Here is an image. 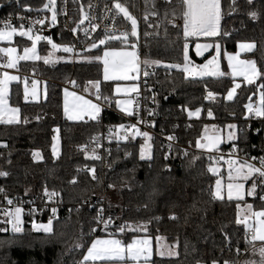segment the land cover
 Segmentation results:
<instances>
[{"label": "trees", "instance_id": "obj_1", "mask_svg": "<svg viewBox=\"0 0 264 264\" xmlns=\"http://www.w3.org/2000/svg\"><path fill=\"white\" fill-rule=\"evenodd\" d=\"M45 2L0 0V13L16 12L27 5L40 9ZM122 4L140 20L138 41L130 36L126 43L120 39L108 40L99 48H92L93 42H90L88 49L81 52L82 58L75 62L50 64L39 60L19 64L22 71L35 70L47 79V95L40 102H26L21 81L11 88L10 101L20 108L22 122L11 125L0 123V145H7L0 146V171L9 173L7 177H0V188L5 190L0 193V199L36 196L47 188L60 193L65 204L72 205L73 209L70 212L61 211L53 222L51 234L32 228L34 221L47 222L48 214L27 217L23 233L0 231V264H76L97 238L121 236L123 242H128L137 235L153 239L163 237L173 246L178 243L179 257L156 256L152 264H212L213 260L218 264H224V261L244 264L249 260L259 264L258 249L261 246L255 241L248 242L251 238L246 227L237 221L241 203H250L255 209L264 207V200L260 198V194L264 193L260 181L256 180L258 187L254 196L247 195L243 200H229L226 196L217 199L214 197L217 175L209 171L213 165L212 152L191 150L186 151L185 156L182 149V145H191L195 149L198 138L209 124L224 126L236 123V141L223 144L220 149L236 145L240 153L264 157V119L246 117L245 106L254 97L255 84L242 83L234 99L229 101L226 94L234 85L231 76L186 78L185 73L177 69L146 65L155 71L148 77V86L158 91V106L150 115L153 122L150 127L157 134L175 137L176 144L171 145L170 151L156 136L152 140V159L141 160L139 152L144 138L114 141L110 167L91 160L86 152L80 150V146L125 120L111 111L102 110L100 120L70 121L63 107V84L75 82L74 87L83 91L90 81H100L101 100L109 104L115 98L117 81L104 80L103 64L95 59L103 54L104 49L137 43L144 59L159 60L162 64H182V48L189 41H192L191 58L198 62L210 58L214 48L203 57H198L194 51L196 42L220 44L222 70L226 73L229 69L224 54L236 52L239 42H255L256 48L244 57L255 61L262 73L258 83H264V0H253L251 4L248 0H236L234 6L232 0H221L220 34L187 38V41L182 34L180 0H172L170 4H166L165 0H122ZM173 10L176 12L174 22H178L175 27L169 22L173 21ZM165 11L168 12L167 19ZM253 11L258 13V19L249 15ZM152 12L158 14L151 15ZM145 14H148L147 21L144 20ZM157 32L159 35H156ZM54 40L61 45L72 42L71 35L66 32L62 38L55 37ZM13 44L22 49L30 41L17 37ZM50 49L49 43L40 44L41 54H47ZM207 89L215 94L214 100L206 99ZM198 108L201 109L200 117L190 118L187 111ZM209 110L211 117L207 115ZM143 114L144 110L134 117ZM25 119L28 123H23ZM55 129H59L61 141L58 156L52 152ZM35 151L42 153V159H34L32 153ZM91 164L95 165L96 179H92L91 172L81 169ZM224 171L226 168H222ZM73 180L75 183H72ZM251 184L252 180L247 183L248 189ZM105 190L118 194L120 198L116 205L110 197L107 202L99 203L104 205L105 217L110 216L114 220L108 230L102 224L97 226L93 219L99 209L95 202ZM78 203L82 205L75 209ZM172 216L177 219H170ZM140 223L147 225V231L142 228L119 231V226L124 224L138 226ZM77 241L83 246L74 247Z\"/></svg>", "mask_w": 264, "mask_h": 264}, {"label": "snow or ice", "instance_id": "obj_2", "mask_svg": "<svg viewBox=\"0 0 264 264\" xmlns=\"http://www.w3.org/2000/svg\"><path fill=\"white\" fill-rule=\"evenodd\" d=\"M172 0H165L166 4H170ZM253 0H248V3L251 4ZM56 0H49V3L46 4L44 7L45 9L51 11V22L53 24L56 23L57 20V13L55 8ZM180 4L182 5V9L180 12V17L183 19L182 25V34L187 41L189 37H215L220 34V25L222 19V6L221 0H180ZM236 4V0H232V6ZM114 8L118 14H123V16L130 21L131 24V31L130 32H123L119 37L116 36H107L106 39H101L99 44L104 45L106 44L107 40L111 39H120L122 43H126L129 37L139 39L138 33V20L137 18L131 14L129 9L124 6L123 4L117 2L114 3ZM28 11H32V9H27ZM158 13L152 12L151 15H157ZM251 18L258 19V13L253 11L249 13ZM173 21L170 23L174 24V20L176 18V12L173 10L172 12ZM168 17V12L165 11V19ZM23 20V17L19 18ZM85 19H87V14H85ZM144 20H148V14H145ZM83 20L80 21L83 24ZM42 24V20H38L33 22ZM98 27V26H94ZM149 27H152L149 24ZM167 34V29H165V35ZM19 35L20 37H27L29 40L33 41V45L30 48H25L23 50V55H16V48L14 47H5L0 48V52L6 55L9 59L8 62L4 65H0L5 68H15L17 63L20 60H30L41 59L40 56L36 53V46L35 42L40 40H47L49 44L52 45L54 50L59 49L60 46L52 43L50 37H42L40 35L33 36V29L30 27L28 30H24L23 24L20 25V29L18 30L16 27L12 26L11 23H5L2 28H0V41H8L11 42L12 37ZM145 35H150L149 33H145ZM156 35H159L157 32ZM98 45L96 43L92 44V48H96ZM130 47L133 49L132 51H117V50H110L104 51L103 57H95L96 60H102L104 65V80H113V81H121V80H135L139 73V64L141 61L139 60L138 52L136 50L137 45L131 44ZM212 47L210 44H199L195 45L196 55H202L204 51ZM239 47L243 50L251 51L255 48L254 44H240ZM62 51L65 53H72V47H63ZM217 56H219V46H216ZM183 54V63H172V64H162L159 60H149L145 59L143 63L147 66H163L166 70L167 69H177L182 71L186 74L187 77H204V76H215L221 77L224 76L225 73L220 71V66L216 58L214 57L211 60H208L207 63L203 65H195L193 66L192 61L189 58V46L188 43L185 42L182 48ZM45 63L53 62L50 60L49 57H44ZM228 63L229 67L232 68V75L233 77L240 75L243 76L247 84H253L256 79L260 78L262 75L261 71L257 68L255 61H241L238 59V55H229L228 56ZM211 66V67H210ZM154 74V73H153ZM145 77L149 75V72L145 71L143 73ZM18 77L8 75L7 72H4L2 77H0V123L3 124H19L21 123L20 118V109L15 107H10L8 104V85L11 81H16ZM91 87L96 90L97 99H100V81H90L89 82ZM75 84V82H73ZM240 84L236 83L235 86L228 91L227 93V100L232 101L234 95L236 93V89L240 88ZM258 88L261 89L260 92V103L258 106H253V104L249 103L245 107L247 108L250 114H253L256 117H264V83L258 85ZM135 92L137 89L133 88H125L121 89L117 87L115 89L116 93L120 92ZM32 95L35 96V91L32 92ZM68 93L66 92V96ZM74 95V94H73ZM28 98V89H27V82L25 81V99ZM77 101H81L79 105H77V111L74 114H69V107L67 101L65 102V114L68 115L69 119H80L81 114L89 115L93 120H95L100 112L101 107L97 104H93L88 100H83L82 97H75ZM206 99L214 100L215 94L212 92H208ZM107 101V98H105ZM153 102H155V97H153ZM118 105L120 106L121 110L126 112L129 116L133 115V111L131 109V100H120L117 101ZM201 109H196V111H189L188 115L190 117L196 116L199 117ZM151 114V113H150ZM209 117L212 116L211 110L207 112ZM139 122V121H138ZM23 123H28L27 119L23 121ZM230 129H235V125H229ZM119 129L123 130L122 134H118L119 140L127 141L129 140V132L128 130L131 129V138L135 139L137 136H143L146 141H150L152 138L149 136L147 132H141L136 125H119ZM57 134L59 133V129H55ZM259 131V130H257ZM110 137L112 133V129H109ZM169 141L175 139V137L169 136ZM206 143L200 144L197 142L198 147L207 148L208 151L212 150H219L218 145L222 142L221 137H205ZM227 139L229 141H233L237 139L234 132H229ZM56 143L52 147V152L54 155H59V136L57 135L54 137ZM2 147H7V145H0ZM233 155L236 154L235 145H233ZM169 150L171 151V145H169ZM34 159L40 160L42 159L41 153L39 151L32 153ZM130 155V153H129ZM184 155H187V152H184ZM139 156L141 160H151V146L148 143H145L141 146ZM92 159H100L99 156L95 155V149H93ZM168 157L166 156L165 159ZM252 160H256L257 158L253 157ZM229 172H228V183H227V198L229 200L236 199V200H243L245 195V184L244 182L252 180L251 187L247 190V195L254 196L256 194V189L258 187L256 180L260 181V185L262 186V191H264V157L259 159V167L256 166L254 163H250L247 160L244 162H240L238 160L229 159L227 162ZM92 173V179H96L95 175V168L90 169ZM209 171L213 172L214 174H218L217 168L213 167L210 168ZM9 175L8 172L0 171V177H7ZM75 183V180L72 181ZM109 187H113V185H109ZM224 185L220 179L216 181L215 184V192L214 197L217 199H223V192ZM5 190L0 188V193H4ZM45 196L49 199L51 197L58 195L56 192H49L47 188H45L44 192ZM6 195V194H5ZM261 199L264 200V195H261ZM8 205H13V200L7 199ZM28 203H32L29 201ZM248 213L242 219H239L237 222L245 224L248 226V231L251 233V239L248 241L249 243H253L256 240L264 241V211H253L252 205H246L245 209L243 210ZM36 212L35 208L29 210V215H33ZM52 216L49 218L46 224H37L33 222L32 228L37 232H44V233H53V220L57 219V209L54 207L51 209ZM23 214L24 209L21 206H15L11 209L5 208L0 209V215L4 217L3 220H0V223L4 224L5 227L0 228V231L7 232L10 230L14 234L23 233ZM96 222L97 226L103 225L105 229H107L111 224H114V220L112 217L105 218L104 210L98 209L97 215L93 218ZM170 219H177V217L172 216ZM144 231H147V225L140 226ZM125 228H128L131 231H136V228H132L128 224H124L119 226V231L124 232ZM95 231V229H92ZM163 238L157 237V241L160 242V248L162 249L159 253L161 257L168 256V257H179L180 253L177 251L179 247L178 243L175 246H169L161 241ZM151 241L144 239V240H134L127 245H124L121 240L119 239H106L94 240L90 247L87 248L86 254L83 255L82 261L77 262V264H95L96 261H125L131 260L133 264H139L142 260L144 264H148L151 259L152 249H151ZM83 245L77 241L74 247H82ZM238 251V250H237ZM255 252L256 249L253 248ZM260 262L259 264H264V246H261L258 249ZM212 264H218L217 261L213 260ZM224 264H229V261H224ZM244 264H256L255 261H245Z\"/></svg>", "mask_w": 264, "mask_h": 264}, {"label": "built area", "instance_id": "obj_3", "mask_svg": "<svg viewBox=\"0 0 264 264\" xmlns=\"http://www.w3.org/2000/svg\"><path fill=\"white\" fill-rule=\"evenodd\" d=\"M117 2V0H58V10H57V20L56 23L53 24L51 22V15L48 12L40 11L32 9V11H28L27 9L30 8H23L16 12H12L9 14H3L0 13V28L3 27L5 23H11L12 26L16 28H20V25L23 24L25 29L32 28L34 35H40L42 37H50L51 39L62 38L63 34L69 33L72 38V45H64L68 47L73 48V52L71 56L73 55V62L79 61L81 56V52L83 50L88 49V43L90 42H97L107 36H116L119 37L121 33L123 32H130L131 30V24L128 22V20L123 16V14H118L117 11L114 8V3ZM119 3L122 4V0H118ZM79 12V13H78ZM85 14H87V19H85ZM23 17V20H20L19 18ZM42 20L43 23H33L35 21ZM83 20V24L80 23V21ZM170 22V21H169ZM173 24V23H172ZM174 24L177 26V22H174ZM98 26V27H94ZM130 38V37H129ZM42 42H46L47 40H43ZM63 52L62 50H60ZM139 60L141 61L140 67V77H139V84H140V90L137 94L134 95V104H133V115L129 116L126 113H123L121 111H118L115 109L110 102V104L104 103L102 98L101 90L100 92V99H97V94L95 95V101L100 105L102 110L111 111L114 114L119 115L122 117L125 122L116 124L109 129H112L111 137L109 133V129L105 133H101L96 135L95 137H92L87 143L80 146V150L87 153L88 157L98 163H101L104 165V167H110V158L112 156V149H113V143L114 141H121L118 139V134H122L123 130L119 129V125H136L137 128L141 132H147L152 140L157 136L162 141H164L165 146L169 147V145L176 144V139L169 141L168 135L164 134H157L155 133L152 128L150 127L153 122L152 119H150V115L154 113V109L158 106V91L153 86H148V77L153 75L155 71L149 67H147L143 61L144 57L142 55L141 49H137ZM68 54V53H67ZM8 57L4 55L2 52H0V65H4L8 62ZM147 71L149 72V75L145 77L143 73ZM4 72L10 73L15 72L18 75H20L25 80L28 79H38V80H45L44 77L41 76L40 73L33 70L30 72L22 71L21 69L14 70L13 68H5L0 66V76L3 75ZM69 87V84H66L64 88ZM148 90V92H147ZM206 95L208 92H212V90L207 89ZM260 92L261 89L258 88L257 92L253 94V98L247 103L253 104V106H258L260 103ZM213 93V92H212ZM153 97H155V102H153ZM144 110V114L142 116H139L138 118L134 117L135 115H140L142 111ZM151 113V114H150ZM247 114V112H246ZM250 119L257 120V119H264V117H256L253 114H250L248 112V116ZM96 120H100V116L97 117ZM139 121V122H138ZM250 126V123H249ZM129 137H131L132 130L129 129ZM138 138H144L143 136H137ZM135 137V138H137ZM173 137V136H172ZM93 149H95V155L99 156L100 159H92L93 155ZM182 149L184 151H191L195 150L191 145L190 146H183ZM236 150V146H235ZM234 149L233 145L229 147H225L223 149H220L218 151L212 152L213 155V165L218 168H227L228 164L226 163L229 159L238 160L240 162H244L247 160L250 163L256 164L257 167H259V159L262 157H255L256 160H252L253 156H249L245 153H240L236 150V154L233 155ZM95 168L94 164L91 165H85L81 169L84 172H91L90 169ZM92 174V173H91ZM95 175L97 178V173L95 171ZM49 192H56L55 190L47 189ZM45 191H43L40 195L36 196H28L27 198H7L13 200V205H8L6 199H0V209H11L15 206H21L24 209L23 214V228L25 224V220L27 217H40L44 216L45 214H48V218L52 216L51 209L56 208L57 209V218L60 216L61 211L70 212L73 209L72 205H66L64 197L58 193V195L51 197L49 199L44 194ZM264 195V193L260 194ZM262 200V199H261ZM31 201L32 203H28ZM105 203V196L100 195L99 199L96 200V205H98L99 209H103L104 205L99 203ZM82 204H76L75 209H78L81 207ZM35 208L36 212L33 215H29V210ZM105 216V211H104ZM108 218V217H105ZM4 217L0 215V220H3ZM56 220V219H54ZM53 220V222H54ZM0 228L5 227L4 224L0 223ZM113 224H111L108 228L112 227ZM6 233H12L10 230ZM103 227V225H102ZM104 228V227H103ZM111 233V230H109ZM249 238H251V233L247 230ZM257 245V244H256ZM82 261V260H80ZM77 264V263H76ZM229 264H240L239 263H233L229 262Z\"/></svg>", "mask_w": 264, "mask_h": 264}, {"label": "rangeland", "instance_id": "obj_4", "mask_svg": "<svg viewBox=\"0 0 264 264\" xmlns=\"http://www.w3.org/2000/svg\"><path fill=\"white\" fill-rule=\"evenodd\" d=\"M49 3V0H46V2H45V4L40 8V9H36V8H33L32 6H29V5H27V6H24V8L25 7H27V8H30V9H35V10H40V11H44V12H48L51 16H52V13H51V11H49V10H47V9H45V5L46 4H48ZM55 8H56V13H57V10H58V0H56V3H55ZM2 9V5H0V10ZM132 15H134L136 18H137V20H138V33H139V37H140V20H139V18L135 15V14H133V13H131ZM128 22H130V21H128ZM172 24V23H171ZM177 25H178V22H177ZM18 30L20 29V28H17ZM24 30H28V29H25L24 28ZM33 36H35L34 34H33ZM17 37H20L19 35H16V36H14V37H12V40H11V42H8V41H0V47H2V48H5V47H14V48H16V55H23V50L25 49V48H30V47H32V45H33V41L32 40H29L27 37H22V38H25V39H27L28 41H30V44L29 45H27V46H25V47H23L22 49H20L19 47H17L16 45H14L13 44V42H14V40L17 38ZM200 37V36H199ZM189 38H191V37H189ZM195 38H198V37H195ZM52 40V43H54V44H56V45H59L60 46V48L59 49H56V50H54L53 48H52V45L50 44V46H51V49H50V51L47 53V54H41V52H40V44L42 43L41 41L42 40H40V41H37V42H35V46H36V53H37V55L38 56H40L41 57V59H39V60H43L44 61V57H49L50 58V60L51 61H53V62H50V64H59V63H61V62H63V61H72L73 62V55L71 56V54L70 53H68V54H66L65 52H61L60 50H62V48L63 47H65L64 45H61V44H59L58 42H56L54 39H51ZM111 40H115V39H111ZM100 41V40H99ZM99 41H97V42H94V43H96L97 45H98V47H96V48H99V47H102L103 45H101V44H99ZM108 41V40H107ZM48 43V42H47ZM192 43V41H189L188 42V46H189V58H190V60L192 61V64H193V66H195V65H203V64H205V63H207V61L208 60H211V59H213L214 57L216 58V60L218 61V63H219V66H220V71H222L223 73H225V75H228V76H231L232 77V68H231V72H224L223 70H222V52H221V47H220V44H217V43H210V42H206V41H201V42H196V44L197 43H199V44H210V45H212V47H210L209 49H207L206 51H204L203 52V54L202 55H199V57H203L205 54H207L210 50H212L213 48H214V53H213V55L210 57V58H208V59H206V60H204V61H202V62H198V61H195L193 58H191V55H190V44ZM245 43H252V42H245ZM131 44H136L137 45V43H131ZM130 44V45H131ZM196 44H194V51H195V53H196V49H195V45ZM70 45H72V42L71 43H69V45L68 46H70ZM105 45V44H104ZM130 45H128L127 47H123V48H115V49H118L119 51L120 50H123V51H132L133 49L130 47ZM219 46V56H217V52H216V46ZM67 46V47H68ZM138 49V45H137V48H136V50ZM106 49H104V51H105ZM109 50H112V49H109ZM104 51H103V53H104ZM60 52V53H59ZM225 55H226V53L224 54V57H225ZM97 57H103V54L102 55H100V56H97ZM82 58V57H81ZM80 58V59H81ZM248 61H254L253 59L251 60L250 58H246ZM39 60H35V59H30V60H20L18 63H17V66L20 64V62H22V61H29V62H35V61H39ZM145 60V59H144ZM101 62H102V60H100ZM103 64V63H102ZM16 66V67H17ZM15 67V68H16ZM211 67V66H210ZM103 68H104V65H103ZM186 75V74H185ZM238 76H240V75H237V77H234V78H240V77H238ZM204 77H215V76H204ZM204 77H190V78H204ZM243 78V77H242ZM236 83H239V81H236L235 82V84ZM235 84H234V86H235ZM259 84H261V83H255V85H256V92H257V90H258V85ZM70 86L71 87H74L75 86V84H70ZM233 86V87H234ZM64 87H65V84H63V89H64ZM117 87H120L121 89H125V88H133V87H135L136 89H137V91H139L140 90V84L137 82V81H134V80H121V81H117L116 82V84H115V89L117 88ZM232 87V88H233ZM45 88V87H44ZM231 88V89H232ZM230 89V90H231ZM238 89V88H237ZM237 89H236V92H237ZM229 90V91H230ZM84 94H86V93H94L95 92V89L94 88H92L91 87V85H89V86H87L85 89H83V91H82ZM136 92V91H135ZM256 92H254V94L256 93ZM134 92H120V93H116L115 92V90H114V94H115V98L114 99H111L110 100V102L112 103V105L114 104V101H120V100H131V101H133V97H132V94H133ZM236 94V93H235ZM46 96V95H45ZM226 98H227V94H226ZM110 102H109V104H110ZM116 107L121 111V112H123V113H126V112H124V111H122L121 110V108H120V106L118 105V103H117V105H116ZM131 109H132V111H133V106H132V104H131ZM189 111H196V109H194V110H189ZM189 111H187V112H189ZM127 114V113H126ZM200 115H201V112H200ZM200 115H199V117H200ZM189 116V115H188ZM246 116H248V110H247V114H246ZM190 117V116H189ZM199 117H196V116H192V117H190V118H199ZM229 125H235L236 126V128L235 129H230L228 126ZM212 126L214 127V128H212ZM229 132H234L235 133V135H236V137L238 136V126H237V124L236 123H228V124H226V125H224V126H222V125H219V124H209V125H207V126H205V129H204V132H203V134L201 135V137L200 138H198V140H197V142H199L200 144H205L207 141H206V139H205V137L207 136V137H215V136H219V137H221V140H222V142L218 145V149L220 150V148H221V146L223 145V144H228V143H231V142H233V141H235V140H233V141H229L228 139H227V137H228V134H229ZM59 136V133L57 134V132H56V134H55V137L56 136ZM149 136H151V135H149ZM197 142H196V147H195V150H197V151H200V152H214L215 151V149L214 150H212V151H208V149L207 148H203V147H198L197 146ZM56 143V141L54 140V142H53V145ZM145 143H148L151 147H152V139L150 140V141H146L145 140V138H144V142H143V144H145ZM58 151H59V153H60V151H61V141H60V136H59V149H58ZM56 156V155H55ZM213 167H215V168H217V170H218V174H215V175H217V178H216V181L218 180V179H220L221 181H222V183H223V185H224V189H223V192H222V195H223V197H225V196H227V183L229 182L228 181V172H229V168L227 167L226 168V171H224V172H222V168H218V167H216V166H214V165H211L210 166V168H213ZM213 173V172H212ZM214 174V173H213ZM216 181H215V184H216ZM244 184H245V195L247 194V190L248 189H246V182H244ZM214 190H215V185H214ZM215 192V191H214ZM109 194H111V192H107L106 190L105 191H103L102 193H101V197L102 196H105V202H107L108 201V199H109V197H110V201H112L113 203H115L114 205H116V204H118V202H119V197H118V194H114V193H112L111 195H109ZM244 195V196H245ZM245 209V205H243L242 203L239 205V211H238V217H239V219H242V218H244L245 216H247L248 214H247V212H245V211H243ZM35 223H37V224H46L47 222H39V221H34ZM137 225V224H136ZM136 225H133V226H131L132 228H141L140 226H142V225H144V224H142V223H140L138 226H136ZM167 243V242H166ZM167 245H169V246H173V245H171V244H169V243H167ZM163 257H168V256H163Z\"/></svg>", "mask_w": 264, "mask_h": 264}, {"label": "crops", "instance_id": "obj_5", "mask_svg": "<svg viewBox=\"0 0 264 264\" xmlns=\"http://www.w3.org/2000/svg\"><path fill=\"white\" fill-rule=\"evenodd\" d=\"M200 37H205V36H200ZM191 38H195V37H191ZM25 39V38H24ZM42 42V41H41ZM199 42H201V41H199ZM245 42H249V41H243V42H239L238 44H237V51L236 52H234V53H229V52H227L226 53V55H225V58H226V62H227V64H228V69H229V72H231V67H229V63H228V56L229 55H238V59L239 60H241V61H248L247 59H246V57H244V55L245 54H247V53H251L255 48H256V44H255V42H252V43H245ZM196 44V43H195ZM240 44H254L255 45V48L253 49V50H251V51H248V50H243V49H241L240 47H239V45ZM0 48H2V47H0ZM112 50H117V51H119L118 49H112ZM105 51H110L109 49L108 50H105ZM198 56V55H197ZM199 57V56H198ZM252 60V59H251ZM257 66V65H256ZM258 68V67H257ZM14 70H18L19 69V65L16 67V68H13ZM140 72H141V67H140V64H139V73L138 74H136L137 75V78L134 80V81H137L138 83H139V77H140ZM8 75H11V76H16V77H18V79L16 80V81H11L10 83H9V85H8V89H9V91H8V104H9V106L10 107H15V108H19V107H17V106H14V105H12L11 104V101H10V96H11V88H12V86L15 84V83H18V82H22L23 83V94H24V100L26 101V102H40L41 100H43V99H45L46 98V96L45 95H47V92H46V86H45V81H47V79H45V80H38V79H35V80H33V79H28V80H25L24 78H22L20 75H18L17 73H15V72H10V73H8ZM232 75V74H231ZM0 77H2V75L0 76ZM235 77H237V76H235ZM238 77H240V78H234L233 77V75H232V78L234 79V84H235V82L236 81H239V84L241 85L242 83H246L247 84V82L245 81V79H244V77L243 76H238ZM243 77V78H242ZM259 79V78H258ZM258 79H256L255 80V82L253 83V84H255V83H257L258 82ZM129 80H132V79H129ZM25 81L27 82V89H28V98H27V100L25 99ZM108 81V80H107ZM109 81H113V80H109ZM124 81V80H123ZM126 81V80H125ZM89 85H90V83H89ZM89 85H87V86H89ZM234 86V85H233ZM45 87V88H44ZM33 91H35V93H36V95L35 96H33L32 95V92ZM66 92L68 93V95L66 96ZM138 93V91H136V92H134L133 94H132V97L135 95V94H137ZM237 93V92H236ZM74 94V95H73ZM95 95H96V90H95V92L94 93H86V94H84L82 91H80V90H78V89H76L75 87H71L70 86V83H69V87H66V88H64L63 89V107L65 108V102L67 101V104H68V107H69V114H74L76 111H77V105H79L80 103H82L81 101H77L76 99H75V97H82L83 98V100H88V101H90L91 103H93V104H97V105H99L98 103H96V101H95ZM236 95V94H235ZM235 95H234V97H235ZM234 99V98H233ZM226 100H227V98H226ZM132 106H133V104H134V97H133V101H132ZM116 105H117V102L116 101H114V104H113V107L115 108V109H117L118 111H120L117 107H116ZM100 106V105H99ZM20 109V108H19ZM102 109V108H101ZM101 112H102V110H101ZM100 112V113H101ZM100 115V114H99ZM20 118H21V111H20ZM67 118H68V115H67ZM69 119V118H68ZM92 118L89 116V115H87V114H81V118L80 119H69L70 121H72V122H79V121H87V120H91ZM97 119V118H96ZM95 119V120H96ZM93 120V119H92ZM212 128H214L213 126H212ZM236 141V140H235ZM235 141H233V142H235ZM233 142H231V143H233ZM236 146V145H235ZM36 152V151H35ZM40 152V151H39ZM41 153V152H40ZM208 153V152H207ZM41 156H42V153H41ZM251 180V179H250ZM249 180V181H250ZM249 181H247L246 182V189H248L247 188V183L249 182ZM247 196V194L244 196V198ZM227 197V196H226ZM248 204H250V203H247V204H243V205H245V207H246V205H248ZM250 205H252V204H250ZM252 210L253 211H264V207H262V208H254L253 206H252ZM238 211H239V208H238ZM248 214V213H247ZM139 225V224H138ZM245 227H246V229L248 230V226H246L245 224H243ZM161 238H163V237H161ZM97 239H100V240H106V239H119V240H121L122 241V243L124 244V245H127L128 243H131L132 241H134V240H144V239H147V240H150L151 241V249H152V255H151V259H150V261L148 262V264H152V260L154 259V257H156V256H160L159 255V253H160V251L162 250L161 248H160V242H158L157 241V239H153L152 237H150V236H147V235H137V236H133L128 242H123V237H121V236H107V237H100V238H97ZM162 243H165V244H167L166 243V241H165V239L163 238V240L161 241ZM256 242V244L257 245H259V246H264V241H259V240H256L255 241ZM161 257V256H160ZM95 264H133V262L131 261V260H128L127 262H125V261H110V260H105V261H96L95 262ZM139 264H144V262L141 260L140 262H139ZM200 264H204V263H200Z\"/></svg>", "mask_w": 264, "mask_h": 264}]
</instances>
